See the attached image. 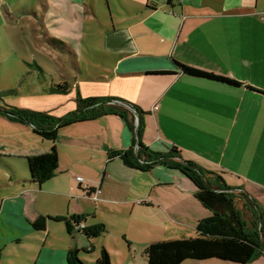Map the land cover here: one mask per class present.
Listing matches in <instances>:
<instances>
[{
	"label": "crops",
	"instance_id": "0c3cea01",
	"mask_svg": "<svg viewBox=\"0 0 264 264\" xmlns=\"http://www.w3.org/2000/svg\"><path fill=\"white\" fill-rule=\"evenodd\" d=\"M42 5V19L35 17L44 43L51 41V35L64 42L61 55H54L57 58L45 55L66 67L69 54L75 75L73 79L63 75L64 81L58 84L56 79L50 81L51 75L40 65V72L48 75L46 82L29 85V97L18 107L63 117L77 108L80 94L124 99L145 113H135L134 131L120 115L105 114L61 128L55 143L42 139L31 126L15 122L30 128L50 150L56 145L59 152L58 169L39 184L30 180L27 157L50 150L6 152L0 147V154L25 161L19 173L13 162H0V215L10 206L11 217H3L2 222L13 233L9 238L14 242L23 232L46 236L34 264H68V252L73 249L79 250L86 264H97L104 250L110 259L114 255L124 264H141L135 244L146 236L148 227H157V222L147 227L141 216L153 218L164 210L176 224L190 223L196 231L198 221L212 215L196 198V185L179 170L161 164L146 170L133 168L112 152H132L136 162L144 163L141 147L168 152L177 146L184 160L221 176L227 191H246L264 221V0H42ZM86 17L95 24L100 19L104 41L88 45L97 57L91 67L83 68L79 59L85 51ZM173 59L241 85L183 74ZM63 83L65 87L55 90ZM219 150H225L224 157L228 151H238V155L231 153L238 162H210L194 153ZM3 166L10 168V176ZM210 179L212 184H223L217 175ZM188 187L191 191H185ZM94 190L100 193L94 196ZM118 211L131 217L124 232L127 248L105 238ZM41 216L47 217L45 230L33 226ZM72 216L86 218V227L104 230L94 237L70 233L66 219ZM258 225L261 228L262 223ZM53 230L63 238L59 245L52 240L56 238ZM157 241L145 246L142 264H149L145 249ZM192 261L206 260L189 259L182 264ZM247 264H264V254Z\"/></svg>",
	"mask_w": 264,
	"mask_h": 264
},
{
	"label": "trees",
	"instance_id": "16d2710c",
	"mask_svg": "<svg viewBox=\"0 0 264 264\" xmlns=\"http://www.w3.org/2000/svg\"><path fill=\"white\" fill-rule=\"evenodd\" d=\"M51 41L59 45L64 43L55 37H52ZM173 62L183 74L230 86L241 85V82L235 79L189 66L175 59ZM65 85V83L57 85L55 90L62 89ZM135 113L141 115L145 112L138 105L124 99L82 97L80 94L77 96V108L63 117H57L47 111L8 104L0 109V114L8 120L31 126L35 134L53 143L57 140L61 128L76 122L94 120L105 114L120 115L134 131ZM139 150L144 156L141 155L144 163L136 162L132 152L128 151L122 154L112 152L111 155L119 156L126 165L133 168L146 170L161 164L179 170L196 185V198L213 212L211 216L198 221L195 236L157 241L147 246L145 255L149 264H182L189 259H219L236 264H247L264 254V221L258 213L255 199L246 191H227L228 188L221 176L214 172H204L195 162L184 160L177 146H173L168 152H156L143 147ZM27 163L30 180L39 184L44 182L51 178L59 167L57 146L53 145L49 152L28 156ZM213 175L222 179L223 184H212L210 178ZM85 219L83 216L66 219L68 231L83 232L89 237L103 232L104 229L100 226L86 227L85 224V227L81 228L80 225L85 223ZM259 223H262L261 228ZM46 225L45 216L33 222L37 230H45ZM67 261L68 264H86L80 258L78 249L68 252ZM96 263L112 264L107 250L103 251Z\"/></svg>",
	"mask_w": 264,
	"mask_h": 264
},
{
	"label": "rangeland",
	"instance_id": "374dc122",
	"mask_svg": "<svg viewBox=\"0 0 264 264\" xmlns=\"http://www.w3.org/2000/svg\"><path fill=\"white\" fill-rule=\"evenodd\" d=\"M118 3L120 0H111ZM43 5L42 0H0V109L6 104L11 106H22L26 99L29 97L28 87L33 82L42 81L46 82L48 75H43L40 71V65L43 69L47 70L51 75L50 81L56 79V82L62 83L65 75L74 78L75 66L74 60L71 56H67L66 67L59 66V60L52 59V56L46 57V53L52 55H61L62 47L53 41H45L44 37L40 36L41 23H37L36 15L42 19ZM99 15L104 23L107 20L103 17L102 11ZM103 15V16H102ZM85 18V31L84 44L85 51L82 52L79 62L85 68L88 64L89 67L94 63L97 57L89 47L94 45H101L104 41V27L100 19L96 20V24ZM2 20V21H1ZM40 28V29H37ZM36 31V32H35ZM51 37L58 38L51 35ZM51 50V52H50ZM54 56V57H55ZM57 58V57H55ZM59 63V64H58ZM32 133L28 127H23L15 122L9 121L4 115L0 114V147H4V151L9 152V149L14 151H32L39 150L49 151L50 148L41 143V139ZM6 148V149H5ZM43 149V150H42ZM3 151L0 148V152ZM238 151H228L224 157L225 150L214 152L195 151L198 157H203L210 162H238V157L231 155V153ZM0 162H13L16 165V170L19 173L24 169V164L21 158L13 157L8 154H0ZM4 165V164H3ZM3 171L10 176V168L3 166ZM170 174L172 170L168 169ZM6 180L7 178H3ZM190 187L185 191H191ZM174 197L177 193H172ZM10 209V206H8ZM0 215V264H34L42 249L43 241L46 236L41 232L25 233L23 232L18 241H12L9 236L13 235L10 231L3 228L4 218L8 219L10 216L9 210ZM117 216L110 220V230L105 236L106 240L113 245L127 244L124 232L128 228L131 217L125 212L118 211ZM172 213V212H171ZM174 214V213H172ZM197 215V212H195ZM9 215V216H7ZM4 217V218H3ZM11 217V216H10ZM141 222L146 226H153V222H157L156 229L148 227L146 236H140L135 244V254L137 260L144 262L143 251L149 242L165 239L189 238L196 235L195 227L190 223L179 225L174 222L172 216L164 210L152 215L141 216ZM166 221V222H165ZM132 226L128 231L132 232ZM56 238H52L56 245H59L63 238L53 230ZM1 239L4 240L2 243ZM98 240H104V237H99ZM128 241V240H127ZM126 248L128 246L125 245ZM112 264H124V259L121 257L112 256ZM190 264H235L232 262H222L216 259L206 261H192Z\"/></svg>",
	"mask_w": 264,
	"mask_h": 264
},
{
	"label": "built area",
	"instance_id": "2783aa9c",
	"mask_svg": "<svg viewBox=\"0 0 264 264\" xmlns=\"http://www.w3.org/2000/svg\"><path fill=\"white\" fill-rule=\"evenodd\" d=\"M263 20H264V16H263ZM155 108H158V106H156ZM77 178H78V180H79L80 182L83 181V177L78 176ZM85 188H88V185L85 184ZM93 193H94V194H93L94 196H97V195L100 193V190H94ZM80 227H81V228H84V227H85V223H82V224L80 225Z\"/></svg>",
	"mask_w": 264,
	"mask_h": 264
}]
</instances>
